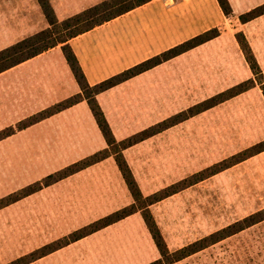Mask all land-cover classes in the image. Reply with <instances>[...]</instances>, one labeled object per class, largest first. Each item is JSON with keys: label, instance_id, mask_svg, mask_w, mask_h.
Here are the masks:
<instances>
[{"label": "crops", "instance_id": "1", "mask_svg": "<svg viewBox=\"0 0 264 264\" xmlns=\"http://www.w3.org/2000/svg\"><path fill=\"white\" fill-rule=\"evenodd\" d=\"M89 1L49 3L62 20L88 8ZM228 2L229 16L217 0H149L68 40L87 83L95 85L207 30H219L217 36L95 95L115 140L254 79L235 38L237 32L243 33L264 72V13L239 20L240 14L264 0ZM47 26L37 0H0V49ZM80 91L60 45L0 72V131L14 129L0 138V199L107 147L85 99L40 117ZM262 140L264 96L255 84L124 148L122 155L141 194L147 196L216 163L223 158L217 155L219 148L240 150ZM262 154L264 151L244 159L243 165ZM45 165L49 168L40 170ZM188 190L149 205L163 237L166 225H177L174 219ZM132 202L113 155L42 185L0 207V264L41 248L36 239L43 225H89ZM127 229L140 230L142 238L135 242L143 248L132 246L129 239L130 247L118 242L112 243L117 250L106 251L112 240L124 238L117 230ZM69 231L58 236L63 238ZM108 231L114 237L107 243L104 233ZM93 236H99L97 247L75 257L71 248ZM18 245L21 248L13 252ZM159 258L137 211L29 264H148Z\"/></svg>", "mask_w": 264, "mask_h": 264}, {"label": "trees", "instance_id": "2", "mask_svg": "<svg viewBox=\"0 0 264 264\" xmlns=\"http://www.w3.org/2000/svg\"><path fill=\"white\" fill-rule=\"evenodd\" d=\"M37 1L48 22V26L45 29L37 33H34L25 38H22L14 42L13 44H10L0 49V72L6 69H9L41 52H44L48 50L49 48L60 45L63 51V54L66 58V61L81 91L80 93L72 97H69L68 99L62 102H59L53 107L43 111L40 114V117H44L62 108L68 107L76 103L80 99H85L107 143V147L105 149H102L100 151L93 153L92 155L88 157L83 158L82 160L78 162L73 163L72 165H69L68 167H65L63 170H60L52 175L47 176L42 181H39L31 186H28L25 189L21 190L20 192L12 193L8 195L7 197L0 199V207L17 200L18 198L39 188L42 185H47L56 179H59L65 175L71 174L79 169H82L88 165H91L110 155L114 156L117 167L119 168L122 174V177L128 187V190L133 198V202L128 206H125L109 215H106L100 218L99 220L89 225H86L72 232L67 237H65L64 240L59 241L58 243H50L48 245L42 246L41 248L30 252L29 254H27L29 258L24 259V261H20L21 257H19L6 264H27L28 262L35 260L55 250L61 245H64L71 241H75L87 234H90L100 228H103L137 211L141 213L144 219V222L146 224V227L155 243V246L157 247L160 253L159 259L152 261L148 264H173L176 260L182 257H185L205 247L210 242H215L235 232L236 230L235 228L233 229V227L236 226V223L235 225H229L189 245H185L177 249L174 253L169 252L163 240L159 227L155 223L148 207L149 205L155 202H158L162 200L163 198L178 192L179 190L189 186L190 184L201 180L202 177L200 176L197 177V175H193L194 178L191 180L184 179L178 183L169 185L168 187H165L164 189L156 191L155 193H152L151 195L143 196L139 190L137 182L135 181L128 164L126 163L122 155V150L138 141H141L149 136H152L153 134H156L157 132H160L161 130L167 128L168 126H171L183 119L188 118L189 116H192L206 108H209L217 104L218 102H221L227 98H230L240 92L247 90L248 88L255 85V81H254L255 79L251 78L243 82H240L237 85L207 99L206 101H203L194 106H191L186 111L180 112L179 114L175 116H172L166 120H163L162 122L152 125L120 141L115 140L112 134V131L110 129V126L95 98V95L97 93L102 92L140 72H143L163 61H166L180 53H183L217 36L219 33V30L216 28L207 30L199 35H196L182 43H179L161 52L160 54H157L151 58H148L116 75H113L95 85H89L85 79V76L78 64V61L74 53L72 52L70 46L68 45V40L74 36H77L78 34H81L87 30L94 28L97 25H100L108 20H111L115 18L116 16H119L139 5H142L148 2L149 0H135L129 3H128V0H104L100 3H97L86 9H83L80 12H77L62 20L57 19L53 11V8L51 7L48 0H37ZM217 1L221 9L223 10L224 14L229 16L231 14V7H230L228 0H217ZM263 13H264V3L252 8L251 10L243 14H240L239 20L241 22H245ZM235 38L243 52L244 58L246 62L248 63L253 75L255 76L256 74H262L258 66L257 60L245 36L243 35V33L237 32L235 34ZM260 88L264 96V82L261 83ZM34 119L36 120L38 119V117H35ZM13 130L14 129L10 127V128L4 129L3 131H0V138L11 134ZM252 147L253 148H251V151H248V153H246L245 155L241 156V154H243L241 153L235 162L241 161L245 159L246 157L252 156L255 153L263 151L264 143L259 142L253 145ZM228 166H230L228 163L219 164L218 165L219 168L217 167L218 169L211 171L210 174H214L218 171H221L227 168ZM262 218L264 217H261L260 219ZM260 219L255 218L254 215H251L244 220V224H241L242 227H240V229L243 228V225L245 226L250 225ZM172 253L176 254L173 259L169 258V255ZM27 255H25V257Z\"/></svg>", "mask_w": 264, "mask_h": 264}, {"label": "rangeland", "instance_id": "3", "mask_svg": "<svg viewBox=\"0 0 264 264\" xmlns=\"http://www.w3.org/2000/svg\"><path fill=\"white\" fill-rule=\"evenodd\" d=\"M68 1L70 2L71 0ZM102 1L104 0H94V2L90 0L89 7ZM132 1L135 0H128V3ZM254 79L255 84L261 86V83L264 82V72H262V74H256ZM260 142L264 143V140ZM253 145L240 150L219 148L217 155L218 157L223 156V158L185 178V180H191L194 178L193 175H197V177H202V182L198 186H195L196 183L201 181L199 180L185 187L189 189L188 194L184 195L182 208L177 213L175 219L173 218L177 225H166L165 236L162 237L168 251L174 253L177 249L185 245L205 238L229 225H235V223L236 226H234L233 229L235 228L236 231L220 240L210 242L205 247L176 260L173 264H264V218L260 219L264 217V154L259 156L258 160L254 162H245L244 165L242 163L244 159L235 162L241 153H243L241 154V156H243L248 153V151H251ZM222 163H228L230 166L227 167L228 169L225 168L214 174H210L211 171L217 170L219 168L218 165ZM49 165L42 166L40 170L49 168ZM215 174L217 175L214 176L213 179L203 182V180ZM175 183L178 182H172L169 183V185ZM163 187L165 188L168 186L163 185L159 187L157 191L164 189ZM180 202L182 203V200H180ZM116 204L117 202L114 203V205H109V210H112L114 208L112 206ZM251 215H254L255 218L260 220L247 226L243 225V228L240 229V227H242L241 224H244V220ZM179 222L181 225H179ZM84 226L86 225H43L36 241L39 240L37 242L38 244L42 243V246L50 243H58L68 236L63 238H61L62 236H58L63 234V231L68 229L70 231L67 234H71ZM118 232L123 233L124 238L121 239V237H119V239L112 240L111 246L109 248L107 247L106 251L110 250L114 252V250H117V248L112 246V243L121 242L130 247L129 239L132 240V246L136 244L137 249L143 248L142 244H137L135 242L136 238L137 240L142 238L139 229H127V232L117 230V233ZM110 233V231L104 233V239L107 243L111 237ZM98 237L99 236H93L86 240V242L84 241L73 246L71 249L75 252L74 256L81 258L84 252L91 248H96L98 245ZM113 237L114 236H112L111 239H113ZM71 242L61 245L60 247ZM20 246L21 245H18L13 252L21 248ZM173 253L169 255V258L173 259L175 257L176 254ZM27 254L21 255L23 258L21 257L20 261L29 258ZM25 255L27 256L25 257ZM29 263H31V261L27 264ZM42 264L50 263L45 262ZM74 264H80V262ZM122 264H126V262ZM127 264L134 263L129 262Z\"/></svg>", "mask_w": 264, "mask_h": 264}]
</instances>
